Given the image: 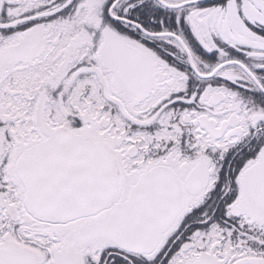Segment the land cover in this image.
Returning a JSON list of instances; mask_svg holds the SVG:
<instances>
[{
	"label": "snow or ice",
	"instance_id": "1",
	"mask_svg": "<svg viewBox=\"0 0 264 264\" xmlns=\"http://www.w3.org/2000/svg\"><path fill=\"white\" fill-rule=\"evenodd\" d=\"M0 264H264V0H0Z\"/></svg>",
	"mask_w": 264,
	"mask_h": 264
}]
</instances>
